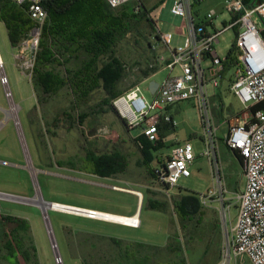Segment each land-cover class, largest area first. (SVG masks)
Wrapping results in <instances>:
<instances>
[{"label":"rangeland","instance_id":"obj_1","mask_svg":"<svg viewBox=\"0 0 264 264\" xmlns=\"http://www.w3.org/2000/svg\"><path fill=\"white\" fill-rule=\"evenodd\" d=\"M141 1L151 11L150 16L157 30L160 33H172L171 45H183L185 34L180 30L182 18L171 13L173 0ZM224 3L225 0H203L195 8L197 20L204 22L208 11L214 9L217 12L215 23L221 27L223 19L229 21L231 18V14L224 9ZM260 28L264 35L263 21L260 23ZM235 39V29L225 30L219 37L220 41L214 46L217 53L221 57L225 56L235 43ZM154 44L153 52L147 50L146 52L144 44L136 43L132 35H128L127 39L121 42L118 52L126 62L129 73L126 79L128 83L136 78L140 67H144L147 61L160 66V70L150 78L158 83H162L168 75L180 74L179 66H175L173 71L165 67V62L170 58L168 46L161 40L154 41ZM14 51L6 25L0 20V55L4 61L14 101L20 105L19 119L24 135L21 136V141L14 121L10 118L5 119L7 113L4 109L8 107V101L0 84V159L8 162H0V191L24 197H33L39 192L47 201L124 216L136 211L139 197L133 190L141 192L142 198L145 196L146 201L142 207L140 206L141 225L132 228L119 224L121 222L118 221L117 223L111 220L105 221L101 220L103 218H91L82 213L56 209L48 210L47 220L43 211L29 201L20 202L1 198L2 213L14 217L2 215L6 226L0 224V246L4 250L0 252V264H8V252L14 255L12 260L17 264H23L22 260L25 264H57L50 241L52 236L50 231L48 232L49 227L52 229L64 264H84L90 259L88 256L90 248L86 238L92 234H105L128 242L162 247L166 246L168 236L173 234L177 237L176 242L180 249L171 254L167 249H160L155 264H216L226 239V229L228 230L236 221L237 202H232L230 207L231 223H228L227 228L222 224L217 210L218 203L207 207L200 205L196 215L183 222L186 226L181 224L173 210L175 198L188 193H205L212 187V156L208 158L201 155L205 150V143L203 118L197 100L192 98L169 106V113L177 121V126L164 131L165 136L161 145L151 151L152 161L149 166L143 163L142 152L133 139L140 135V127L130 129L114 106L106 113L91 117V124L86 123L82 128L77 125L70 127L69 122L61 121L56 128L57 135L48 136V147L45 148L36 134L37 128L42 126V123L33 125L30 120V116H35L38 112L33 108L37 92L32 88L31 81L29 82L15 65ZM161 55L164 56V61L159 58ZM231 73L233 74V69ZM231 73L227 75L226 80L220 82L219 88L212 84L208 85L209 94L212 95L211 108L214 119L217 123H221L218 133L221 138L228 130V124L223 120L244 110L240 99L228 89ZM141 85L144 94L150 99L148 84L144 82ZM103 95L102 88L96 89L89 100L82 104V108L95 104ZM70 105L68 90L64 89L59 96L50 99L47 103V119L51 120L56 112ZM89 125L96 126L94 134L88 136L94 142L93 149L97 152L111 151L116 147L120 149L127 159L124 172L114 177H100L61 168L56 164L49 167L46 165L49 162L48 156L49 160L52 158L53 161L83 154L81 145L86 141L81 130L90 133ZM185 142L192 143L194 147L192 174L190 177H182L168 196L157 181L154 170L162 169V159L168 155L174 144ZM219 143L218 162L229 196H232L244 186V164L239 162L222 140ZM51 149L54 153H51ZM118 187H124L128 191L117 189ZM150 200L166 202L168 210L153 208ZM91 241L98 240L92 237ZM6 244L9 249H5ZM143 250L149 251V248L144 246ZM144 260L141 259V262H146ZM230 264L249 263L245 258H233Z\"/></svg>","mask_w":264,"mask_h":264},{"label":"built area","instance_id":"obj_2","mask_svg":"<svg viewBox=\"0 0 264 264\" xmlns=\"http://www.w3.org/2000/svg\"><path fill=\"white\" fill-rule=\"evenodd\" d=\"M11 1L24 8L33 21L27 35L14 46L13 55L15 65L31 81L35 56L40 50L42 29L48 19V0ZM105 1L112 8L132 2L135 12L143 9L141 0ZM202 1L172 2L171 13L182 18L181 28L187 31L183 45L172 46V33H160L161 41L170 50V60L165 62V67L173 71L175 66H179L180 74L168 75L151 93L150 99L141 85L147 83L150 77L146 78L115 98L112 105L130 129L140 127V134L156 144L161 138V124L177 126L168 107L192 98L197 100L203 118L205 143L201 155L212 156V187L205 193L197 194L199 202L204 207L218 203L217 210L225 228L231 223L232 202L238 204L236 221L226 229V239L216 264H230L233 258H245L249 264H264V107L252 110L256 104H264V35L260 28L264 19V0H225L224 9L233 17L229 22L223 21L221 27L215 23L217 12L214 9L208 11L204 22L197 20L195 8ZM228 29H235L236 34V59L232 66L230 90L244 105V110L236 116L237 123L230 125L222 138L227 147L237 150L243 158L245 183L232 196H229L216 157L219 125L214 122L208 95V85L218 87L224 79L225 57H221L214 46ZM159 58L165 60L163 55ZM0 84L8 101L5 113L10 109L12 111L10 115L6 114L5 119H12L20 138L24 137L19 119L20 105L14 101L1 55ZM194 159V147L190 142L174 145L162 159V169H156L154 173L166 195H170L171 189L178 185L182 177L191 176ZM5 195L9 194L0 192V199H10ZM136 195L139 200L142 199L140 194ZM119 224L136 228L140 222Z\"/></svg>","mask_w":264,"mask_h":264},{"label":"trees","instance_id":"obj_3","mask_svg":"<svg viewBox=\"0 0 264 264\" xmlns=\"http://www.w3.org/2000/svg\"><path fill=\"white\" fill-rule=\"evenodd\" d=\"M47 7L48 19L42 29L40 50L36 53L31 77L32 88L37 92L33 108L38 112L35 116H30L33 125L42 123L36 134L45 148L48 147V136L57 135L56 128L61 121L69 122L70 127L77 125L80 128L86 123L91 124V117L114 108L112 101L115 98L160 70L157 63L147 61L144 67H140L132 82L126 81L129 73L118 48L128 35H132L136 43H143L145 51L148 52H153L154 41L161 40L160 32L150 16L151 11L144 4L140 12L134 11L132 2L112 8L105 0H48ZM0 20L6 25L12 46L27 35L33 24L25 9L11 0H0ZM234 50L235 43L225 56V73L231 69L236 59ZM98 88L103 89L104 95L95 104L82 108V104H85L92 92ZM64 89L68 90L71 105L56 112L52 119L48 120L47 103L59 96ZM263 107L264 104L259 103L253 106L252 110ZM92 127L89 125L90 133L81 130L86 141L81 145L83 154L53 161L52 158L49 160L48 156L49 162L46 165L49 167L56 164L61 168L100 177H114L124 172L127 159L120 149L116 147L114 150L101 152L93 149L94 142L88 138L94 134L96 126ZM171 127L167 123L161 124V140L156 144L141 134L133 138L142 152L144 164L150 165L151 151L158 149L165 136L164 131ZM230 150L243 164L241 154L237 150ZM51 153H54L53 149ZM149 172L153 175L151 170ZM145 201L144 196L141 207ZM149 202L155 209L168 210L166 202ZM200 205L197 194L188 193L174 199L173 210L181 224L186 226L183 222L195 216ZM0 218L5 222L2 214ZM8 235L11 238L10 233ZM92 237L98 241L92 242ZM176 239L177 237L171 234L166 246L159 247L127 242L105 234H92L86 238L90 259L84 264H155L160 249H167L170 254L180 249ZM144 246H147L149 251L143 250ZM2 249L0 246V252H4ZM5 249H9L7 244ZM7 255L9 264H17L12 260V253L8 252ZM141 259L146 262H141ZM22 263L25 264L23 260Z\"/></svg>","mask_w":264,"mask_h":264},{"label":"bare ground","instance_id":"obj_4","mask_svg":"<svg viewBox=\"0 0 264 264\" xmlns=\"http://www.w3.org/2000/svg\"><path fill=\"white\" fill-rule=\"evenodd\" d=\"M10 110L6 111L7 115H10V113L12 112ZM117 189L124 190L126 188L118 187ZM134 192H136L137 194H140L142 196V194L139 191H134ZM5 196L7 198H10V199L21 200L24 202L29 201L30 203L37 204L38 207L45 214V217L47 218V220H48V210L49 209H56V210H64V211H68V212H80V213H84L86 216H90L91 218H103L105 220H116L118 222L128 223V224L138 222V216L137 215H133L130 217L114 216V215H111L109 213L101 212V211L94 210V209H83V208L70 206V205H64V204L55 203V202H53V204H50L42 198V196L39 192H37V194L33 197H17V196H13L11 194L5 195ZM49 231H50V235L52 236V239L54 241L53 242V248L57 254V257H56L58 260L57 264H64L62 259L59 258L60 254H59L58 246H57V243L54 239L51 227H49Z\"/></svg>","mask_w":264,"mask_h":264},{"label":"crops","instance_id":"obj_5","mask_svg":"<svg viewBox=\"0 0 264 264\" xmlns=\"http://www.w3.org/2000/svg\"><path fill=\"white\" fill-rule=\"evenodd\" d=\"M233 16L231 15V18H232ZM231 18H230V20H231ZM229 20V21H230ZM223 21H227L226 19H223L222 20V22ZM229 21H227V22H229ZM180 30L182 31V34H185L187 31L185 30V29H183V28H181L180 27ZM220 41V40H219ZM218 41V42H219ZM226 56V55H225ZM225 56H223V57H225ZM170 60V58H168V60L167 61H169ZM233 68L231 67V69L230 70H228L226 73H225V75H224V79L221 81V82H223L224 80H226V77H227V75L228 74H230L231 73V70H232ZM155 74V73H154ZM232 74V73H231ZM152 76V75H151ZM151 76H150V78H151ZM149 78V80H148V82H147V84L149 85V83H150V81H152L151 79ZM233 81V74L231 75V78L228 80V83H229V85H228V89L230 90V84H231V82ZM30 82V81H29ZM220 87V85L217 87V88H219ZM148 90H149V88H148ZM231 91V90H230ZM208 95H209V97H210V104H211V102H212V95H210L209 94V90H208ZM168 112H170L169 111V107H168ZM213 112V111H212ZM237 114H239V113H237ZM237 114H232V115H230L227 119L225 118L224 120H223V122H226L227 124H228V128H229V126L230 125H232V124H235V123H237V121H238V119H237ZM214 115V114H213ZM214 117V116H213ZM214 122L217 124V125H219V127H220V125H221V123H217L216 122V120L214 119ZM222 122V123H223ZM219 133V132H218ZM204 137V136H203ZM220 140H222V138H221V136H220V134H218V143H217V145H219L220 143ZM223 141V140H222ZM224 143V142H223ZM177 144H179V143H177ZM177 144H174V145H177ZM180 144H182V143H180ZM173 145V146H174ZM224 145L226 146V144L224 143ZM172 146V147H173ZM227 147V146H226ZM228 148V147H227ZM229 149V148H228ZM230 150V149H229ZM231 151V150H230ZM216 157H217V159H218V156H217V154H216ZM0 162H2V163H8V162H6V161H3L2 159H0ZM69 170V169H68ZM134 191H136V190H133V192ZM1 192V191H0ZM5 193V192H4ZM135 193V192H134ZM6 194H8V193H6ZM11 195H13V194H11ZM24 197V196H23ZM53 202V201H52ZM64 205H67V204H64ZM142 205V199L141 200H139L138 199V202H137V208H136V211L133 213V214H131V215H127V216H124V215H118V214H113V213H109V212H106V213H109V214H111V215H114V216H124V217H130V216H133V215H137L138 216V218H139V222H140V225H141V220H140V206ZM70 206H72V205H70ZM75 207H77V206H75ZM79 208H82V207H79ZM83 209H88V208H83ZM101 212H105V211H101ZM0 214H2V215H6V216H12V217H14L13 215H8V214H6V213H2V211L0 210ZM82 214H84V213H82ZM16 217V216H15ZM111 221H114V222H117L116 220H111ZM2 223V225H3V227H5L6 226V224H5V222H3V220L0 218V224ZM139 225V226H140ZM128 227H131V226H128ZM132 228H135V227H132ZM137 228V227H136ZM169 237H170V235L168 236V240H169ZM168 240H167V242H168ZM128 242V241H127ZM167 244V243H166ZM152 246H157V245H152ZM159 247H162V246H159ZM164 247V246H163ZM82 260V259H81ZM1 261V260H0ZM8 264H9V261L7 262ZM2 264V263H1Z\"/></svg>","mask_w":264,"mask_h":264},{"label":"water","instance_id":"obj_6","mask_svg":"<svg viewBox=\"0 0 264 264\" xmlns=\"http://www.w3.org/2000/svg\"><path fill=\"white\" fill-rule=\"evenodd\" d=\"M158 82H156V81H154V80H152V81H150V83H149V85H148V88H149V91H150V93H153L154 92V90L157 88V86H158ZM15 196H17V195H15ZM17 197H23V196H17ZM11 200H15V201H20V202H24V201H21V200H16V199H11ZM141 200V199H140ZM46 202H48V203H50V204H53V202L52 201H47V200H45ZM33 204H35V203H33ZM35 205H37V204H35ZM38 206V205H37ZM77 213H80V212H77ZM44 215V217H45V214H43ZM47 224V223H46ZM47 227H48V225H47ZM48 232H49V229H48ZM50 241H51V244H52V248H53V239H52V237H50ZM53 250H54V248H53ZM54 255H55V257H57V254H56V252H55V250H54ZM59 258H61V257H59ZM62 259V258H61ZM56 262H58V260L56 259Z\"/></svg>","mask_w":264,"mask_h":264},{"label":"flooded vegetation","instance_id":"obj_7","mask_svg":"<svg viewBox=\"0 0 264 264\" xmlns=\"http://www.w3.org/2000/svg\"><path fill=\"white\" fill-rule=\"evenodd\" d=\"M234 153V152H233Z\"/></svg>","mask_w":264,"mask_h":264}]
</instances>
